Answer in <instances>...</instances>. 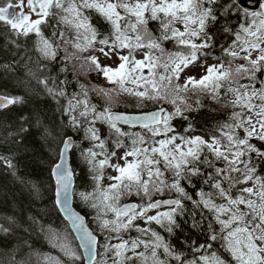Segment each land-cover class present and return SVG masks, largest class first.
Returning <instances> with one entry per match:
<instances>
[{
  "label": "snow or ice",
  "instance_id": "snow-or-ice-1",
  "mask_svg": "<svg viewBox=\"0 0 264 264\" xmlns=\"http://www.w3.org/2000/svg\"><path fill=\"white\" fill-rule=\"evenodd\" d=\"M247 2L0 0V68L22 71L0 144L34 133L48 182L16 152L0 170L50 193L0 214V264H264V2Z\"/></svg>",
  "mask_w": 264,
  "mask_h": 264
},
{
  "label": "trees",
  "instance_id": "trees-1",
  "mask_svg": "<svg viewBox=\"0 0 264 264\" xmlns=\"http://www.w3.org/2000/svg\"><path fill=\"white\" fill-rule=\"evenodd\" d=\"M16 59L13 57L11 52L5 51L3 43L0 42V65L5 63H11L12 60ZM14 75H22V71L17 68L14 74H5V70L0 68V87H3L7 83L10 90L13 92L22 91L19 88L13 86ZM94 79V77H90ZM212 107H216L212 105ZM29 109H24L28 111ZM19 115V111H13L7 113L4 119L12 122L15 125V121ZM216 118H223V113L220 116H214L211 113L205 112L199 118V125L205 127H211L213 121ZM202 133V132H201ZM200 134V133H197ZM43 150L39 147V141L35 134H30L25 138L24 144L18 146L15 144L4 145L0 144V153L16 152V159L19 165V176L25 181H31L34 183H47L48 182V170L47 165L42 163L43 156L41 152ZM76 163L81 164L80 168H77V175L79 179L77 180V185L81 189H88L90 186V181L88 180V174L86 169H83V165L79 159L76 158ZM50 193H45L42 199H35L33 195L28 191L25 184L18 182L15 178L5 175L3 170H0V214H12L15 210L23 209L29 211L31 207L39 208L43 203L48 202V197ZM76 207L80 210V205L78 200L75 201ZM51 221L54 225L62 224L60 217L53 215ZM13 241H10V243ZM42 250L47 251V247ZM2 255V253H0Z\"/></svg>",
  "mask_w": 264,
  "mask_h": 264
},
{
  "label": "water",
  "instance_id": "water-1",
  "mask_svg": "<svg viewBox=\"0 0 264 264\" xmlns=\"http://www.w3.org/2000/svg\"><path fill=\"white\" fill-rule=\"evenodd\" d=\"M261 2H264V0H261ZM245 4L250 7V8H254L255 6L252 4H248L247 0H245ZM73 207L76 208L77 210H79L76 205H75V201L73 202Z\"/></svg>",
  "mask_w": 264,
  "mask_h": 264
},
{
  "label": "rangeland",
  "instance_id": "rangeland-1",
  "mask_svg": "<svg viewBox=\"0 0 264 264\" xmlns=\"http://www.w3.org/2000/svg\"><path fill=\"white\" fill-rule=\"evenodd\" d=\"M200 134H203V133H200Z\"/></svg>",
  "mask_w": 264,
  "mask_h": 264
}]
</instances>
